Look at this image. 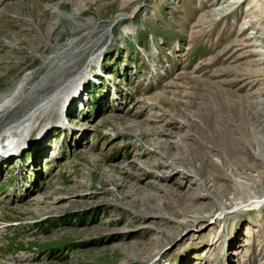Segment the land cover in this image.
Masks as SVG:
<instances>
[{
    "label": "rangeland",
    "instance_id": "obj_1",
    "mask_svg": "<svg viewBox=\"0 0 264 264\" xmlns=\"http://www.w3.org/2000/svg\"><path fill=\"white\" fill-rule=\"evenodd\" d=\"M224 1L0 0V94L18 85L21 103L46 62L84 32L72 33L73 22L91 19L103 34L62 78L71 84L83 70L79 92L64 97L75 130L65 132L60 155H39L33 142L58 123L31 120L22 145L31 143L0 165V264H264V152L258 161L251 148V168L232 163L241 185L230 194L235 181L214 165L222 136L217 150L194 138L199 128L243 130V122L264 142V0ZM225 3L232 6L222 16ZM231 67L239 72L219 74ZM98 68L109 77L101 84L90 79ZM216 82L232 98L259 100L262 111L217 123L205 86ZM23 118L16 113L11 130ZM193 148L202 153L193 159L203 165L197 176L183 164ZM210 173L215 197L234 196L232 208L211 210L214 198L201 188ZM253 197L258 204L243 205Z\"/></svg>",
    "mask_w": 264,
    "mask_h": 264
},
{
    "label": "bare ground",
    "instance_id": "obj_2",
    "mask_svg": "<svg viewBox=\"0 0 264 264\" xmlns=\"http://www.w3.org/2000/svg\"><path fill=\"white\" fill-rule=\"evenodd\" d=\"M130 1H133V0H130ZM224 2H226V0ZM226 3L224 5H222L220 8L222 10V12H220V15H222V16L227 13V12L225 13V10H227L228 6L229 5L232 6V4H229V3L226 4ZM77 14L78 13H76V12L72 13L71 18L64 17V19L67 18L68 21L70 19L73 21L77 20V19H75V17H77L76 16ZM72 25H73V27L71 28L72 33H78L81 30H84V32L81 35H79L77 38L73 39L71 44L67 45V47L63 50L62 53L59 52L60 54H58L57 56H55L51 60L49 59L50 60L49 62L48 61L46 62L45 65H47L48 71L45 73V75H43L36 82L35 85L32 86L30 91L27 92V94L29 96V101H27V99H23L22 100L23 102L22 103L20 102L21 97L24 94H26V92H25V90L18 89V85H15L10 90L0 94V135L1 136H3V133L11 131V129H12L11 125L13 123V120L15 118L16 113L17 114L19 113L20 115H22L24 117L23 122H19V126H20L19 131H20V133H23V134H24V131L27 132L30 130L31 120H36V123L39 125H42V126L45 125L47 122H49V120H51V119L54 120L53 122L55 123L56 122L55 120L57 117L56 113H54V116L51 115V116H53V117H51L50 114L48 113V108H51L53 106V107H56V111H58V112L62 111V108L64 107L65 94H68L69 92L75 93V92L79 91L80 85L78 84L79 85L78 86L76 84L79 82V78L83 74L82 73L83 70H80V69L78 70L79 75L77 74V72H75V75L73 76L72 80L69 82L71 84L66 83L63 86L65 81L62 78L68 73L71 74L73 72V69L75 67H77V65L80 63V60H83V58L86 56V54L92 53L94 48H96V47L98 48V46L100 44L99 40L102 38L103 34L100 35L99 37H97V35H96L97 31L95 28L92 27V26H94V21H92L91 19H87V20L82 21V22H73ZM91 27L93 28L92 30H86L85 31V29H88ZM55 41H57V40H55ZM72 49L76 50V51H73ZM240 57H243V55H240L237 58H240ZM232 70H234L236 73L239 72V69H237V68L235 69V67L225 68L221 72H219V71H217V72H219V74H221V73H226V72L232 71ZM91 75L94 76V74H91ZM206 82H208V81H206ZM240 82L241 81H237V84H239ZM220 83L216 82V84H213V85L212 84H210V85L206 84L205 85V86H208V88L210 89V93H211L209 95V97H207L206 103L208 102V106L211 109V111L213 110V112H215V111L218 112L217 115L213 116V117H215L214 119L217 123H221V121L225 118V116L227 114H230V116H232V114L236 115L237 113H239L240 116H236V117L239 118L240 121H242L244 118L246 119V117H247V115H246V109L247 108L249 109L248 112L254 116H257L256 114L260 113L262 111V108L261 109H255L259 100L257 103H255L253 100L252 101L246 100V98L243 97L244 95L242 96L244 98V100L242 99L241 96H236V98H232V94L234 92L231 91V88L226 89L224 87L225 83H222V82H220ZM226 83H227V85L231 84L228 82H226ZM243 88H244L243 84H241L238 86V88L236 90H242ZM57 91H60L59 92V93H61L60 98L62 100H60V98L55 100L56 98H54V94L57 93ZM203 93L206 94V92H204V91H203ZM230 94H231V96H230ZM197 101H199V100H197ZM24 102H26V103L23 104ZM43 105H45V106H43ZM249 106H250V108H249ZM253 108L255 110H253ZM223 116H224V118H223ZM199 120H201V119H199ZM236 120H238V119H236ZM254 124H256V122ZM217 126H218V124H217ZM236 126L234 128H225V127L224 128H222V127L221 128H213V129H211V128H209V129L199 128V129H196L197 134L195 133V135H194V138H196L197 140L199 138L204 140V142H201L203 145H210L209 147H211L215 150H217V147L215 145V143H217L216 142V136L217 135L222 136V141H221L222 144H220V146H221L220 149L222 151L220 149H219L220 151L217 150L220 153V155H219L220 160L217 161L216 163H214V165L222 171V175L224 176V178H226L232 182L235 181V180H233L234 179L233 177L235 174V172H234L235 167L233 166L232 163H234V164L236 163V165L238 163H242L241 164L242 167L246 166V168H251L252 166H254V163H256V161H257V160L256 161L254 160L253 165H248V164L245 165V160H247L248 157H251V148H255V150H256L255 156L256 157L255 158L253 157V159H258V161L260 159V156H262L263 152H264L263 151L264 142H262V138L260 135L258 136V134H257V136H256L255 134L252 133L251 129H250V131L247 130V128L245 127L243 122H241V129H243V130H239L238 129L239 127H236ZM213 127H216V126H213ZM242 127H245V128H242ZM253 127H254V125H253ZM248 129H249V127H248ZM262 134H264V133L262 132ZM24 142H25V138L19 139V144L21 146ZM192 150L195 151L196 156L190 154V156L192 158H189L188 160H184L183 164H188V168L187 167L186 168L189 171H192L197 176V174H199V175L201 174L203 165H202V163H200L199 165H196L193 159L197 158L198 156H202L201 155L202 153L200 154L198 152V150H196V148H193ZM208 152L204 151L205 154H207ZM224 156H229L228 160ZM262 157H264V155ZM4 160H5V158L1 157L0 163L3 162ZM218 163H220V164H218ZM260 174H259V176H260ZM214 177H215V175L213 173H210V175H207V177H205V178L210 180L212 183L208 184L206 182V180L203 179V181L201 183V188L204 190V192H205L204 195L206 197H210V199L214 198L215 202L211 203V205L213 206V208H211V210L213 212L217 213L218 211H224L225 209L232 208L231 206H233L235 204L233 201H235L236 199L234 196L233 197L226 196L225 200L221 202V200L223 199L222 197H224V195L222 197H219V199H217L215 197V193H219V191H218V188L216 187L217 185L215 186V183H213ZM234 185L236 186V188H234L233 191L231 190L230 194H232V193L236 194L237 191L240 190L239 187L241 184L239 185L238 181H235ZM235 191H236V193H235ZM253 199L248 198L246 201L247 203L243 204L244 203L243 202L241 204H243L244 206H253V205L255 206L256 204L259 203V200H256V197H253ZM206 209L210 210L209 207H207ZM201 218H203V217H200V219Z\"/></svg>",
    "mask_w": 264,
    "mask_h": 264
},
{
    "label": "trees",
    "instance_id": "obj_3",
    "mask_svg": "<svg viewBox=\"0 0 264 264\" xmlns=\"http://www.w3.org/2000/svg\"><path fill=\"white\" fill-rule=\"evenodd\" d=\"M96 106V105H95Z\"/></svg>",
    "mask_w": 264,
    "mask_h": 264
}]
</instances>
